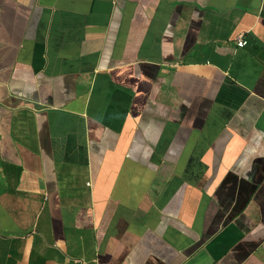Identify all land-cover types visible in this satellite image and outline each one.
<instances>
[{"label": "crops", "instance_id": "obj_1", "mask_svg": "<svg viewBox=\"0 0 264 264\" xmlns=\"http://www.w3.org/2000/svg\"><path fill=\"white\" fill-rule=\"evenodd\" d=\"M0 264H264V0H0Z\"/></svg>", "mask_w": 264, "mask_h": 264}, {"label": "built area", "instance_id": "obj_2", "mask_svg": "<svg viewBox=\"0 0 264 264\" xmlns=\"http://www.w3.org/2000/svg\"><path fill=\"white\" fill-rule=\"evenodd\" d=\"M237 45H243V44H245L246 43V40L244 39V37H242V36H239L238 38H237Z\"/></svg>", "mask_w": 264, "mask_h": 264}]
</instances>
